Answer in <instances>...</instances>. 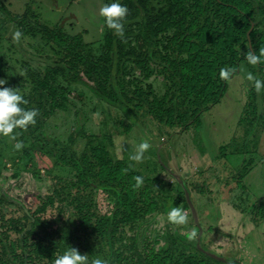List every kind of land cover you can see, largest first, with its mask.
Listing matches in <instances>:
<instances>
[{
    "label": "trees",
    "instance_id": "trees-1",
    "mask_svg": "<svg viewBox=\"0 0 264 264\" xmlns=\"http://www.w3.org/2000/svg\"><path fill=\"white\" fill-rule=\"evenodd\" d=\"M147 1H121L129 8L125 21L138 18L131 22L139 30L136 46L128 48L124 38L105 26L97 54L90 48L95 43H87L80 33L72 35L59 23L50 26L35 14H14L0 1V79L21 91L28 100L24 107L39 110L34 125L18 129L25 144L20 150L23 168L43 173L51 181L50 191L29 198L31 205L23 196H9L10 189L4 191L0 182V264H52L70 246L109 264H240L207 254L199 247L203 237L182 234L180 225L165 224L163 231L148 226L170 207L183 205L192 211L185 186L192 200L195 190L202 193L195 183L174 182L129 167L125 156L118 158L113 152L115 135L106 126L100 137L85 123L77 124L67 142L46 131L50 117L66 112L69 104L77 107L71 93L81 91L96 104H104V112L114 108V121L125 125L126 134L134 121L150 124L154 133L156 124L165 143L170 138L167 131L171 136L175 128L180 134L223 100L237 69L243 64L247 68L245 52L258 54L264 48V0H162L163 5L151 10ZM10 21L22 37L43 38L45 45L58 51L59 59L51 63L46 62L48 56L39 55L38 61L34 58L38 64L15 59L20 68L9 66L7 60L15 56L3 37ZM128 60L143 75L142 81L162 77L165 93L157 94L152 84L145 88L127 78ZM258 65L254 75L264 79V61ZM228 66L236 71L225 81L218 72ZM251 89L241 120L253 116L250 120L255 124L264 117V105ZM260 101L264 104V91ZM137 175L144 177L138 188ZM102 193L113 199L110 212L100 207ZM257 206L255 222L264 217V203ZM200 221L194 223L199 232Z\"/></svg>",
    "mask_w": 264,
    "mask_h": 264
},
{
    "label": "rangeland",
    "instance_id": "rangeland-1",
    "mask_svg": "<svg viewBox=\"0 0 264 264\" xmlns=\"http://www.w3.org/2000/svg\"><path fill=\"white\" fill-rule=\"evenodd\" d=\"M0 1L14 14L21 15L26 12L31 15L35 14L50 26H56L59 23L72 35L80 33L87 43H95L90 45V48L94 50L93 53L99 52V44L104 40L105 34V25L103 18L99 16V8L109 0ZM146 3H149L151 10L154 6L158 8L165 2L148 0ZM137 19L132 18L128 22H124L125 32L122 38L127 42L128 48L137 44L139 30L137 24L131 23ZM15 27V22L10 21L5 27L6 33L3 37V39L9 40L15 56V58L7 60L9 66L20 68L18 63H14L15 59L16 61L27 60L38 64L36 61H38L39 55L48 56L46 62H55L59 59L58 51L52 46L45 45L46 41L40 36L22 37L19 42L15 43L12 39V33L17 30ZM5 45L7 47V42ZM139 45L143 46V43L140 41ZM102 46L103 44L100 45V47ZM124 48L127 47L124 46ZM13 53L11 52V55ZM35 57H37L36 61H34ZM126 64L130 70L127 78L134 79L135 83L141 84L145 88L152 84L157 94L165 93L166 87L163 85L162 77L155 75L149 80L142 81L143 75L134 69L133 63L128 60ZM241 67L244 71H247L248 68L253 72V75L255 69L260 68L259 65L248 64L247 68L244 64ZM239 69L240 67L237 69L238 74L233 82L228 84L223 100L205 111L196 123L193 122L192 126L190 125L180 134L175 131V128L170 130L173 132L171 136H168L169 132L167 131L165 135L170 138L165 143L158 135L159 125L156 124L153 125L157 130L154 133L150 124L143 125L139 121H134L133 129L126 134L125 125L121 121L115 122L116 111L114 108H107L104 112V104H96L98 101L92 100L81 91L71 93L72 100L78 104L77 107L69 104V109L66 112L50 117L45 124L46 131L53 137L67 142L72 129L80 124L85 123L90 126L91 131L100 137L106 126L115 135L112 150L116 157L125 156L127 162L134 165L133 168L143 174L150 176L161 174L162 177L170 181L180 183H184L186 180L191 185L195 183L197 189L202 190L201 194L198 193V190L192 193V202L198 218L202 220L199 226L201 232L194 224L196 221L192 211L181 205L180 207L184 209L188 217L187 222L180 225L182 234L193 237L198 233L197 238L201 240V236L203 237V242L200 241L199 247L214 258L223 260L229 258V260H236L240 264H264V217L259 220L261 229L256 227L255 223L257 222L254 221L259 215L257 214V204H260L259 201L255 202L254 198L255 200L259 197L264 199V125L262 124L264 117H259L255 124L250 120L254 119L252 115L249 119L244 115L245 120H241L248 92L252 91V83L243 78V72L239 73ZM261 69H258L257 72L259 76L262 73ZM9 79L11 82V76ZM15 80L17 82L18 79ZM19 84L18 81L17 85ZM6 86L11 87V83ZM263 91L264 89H261L259 92V102L262 106L264 104L260 99ZM247 109L250 110V107ZM262 112L261 110L260 113ZM122 118L126 120L127 116L123 115ZM128 119H131V116ZM148 119L150 120L149 117ZM15 131L20 133L19 130ZM247 132L248 135H246ZM16 140L22 141L21 134L16 137ZM141 140H147L151 145L145 153L146 158L140 163L129 161V155L134 153L136 145ZM14 143L15 140L0 137L1 186L3 185L4 191L10 189L9 196H13L12 194L23 196L25 202L31 205L29 198L36 192L50 191L51 181L43 173L36 174L23 168L25 164L21 157V151L13 149ZM201 153L206 154V158L203 156V159L208 160L200 161ZM211 155H218L219 158L216 161H211ZM158 158L162 163L158 161ZM250 161L253 162L252 165H250ZM158 162L162 165H159ZM99 199L101 209L110 212L113 206L112 197L102 193ZM245 203L246 206L243 208L235 207L236 204L244 205ZM233 208L235 209L233 210ZM153 222V219L150 220L148 226L157 227L162 231L165 224L171 225L172 228L177 226L168 223L166 215L157 216V221Z\"/></svg>",
    "mask_w": 264,
    "mask_h": 264
},
{
    "label": "clouds",
    "instance_id": "clouds-1",
    "mask_svg": "<svg viewBox=\"0 0 264 264\" xmlns=\"http://www.w3.org/2000/svg\"><path fill=\"white\" fill-rule=\"evenodd\" d=\"M128 11L127 5L121 3V0H109L99 8V16L103 18L104 25L108 29L112 30L118 37H123L124 22ZM22 36L23 33L19 29L12 33V39L15 42H19ZM244 60L248 65H258L264 61V48H260L258 54L251 50L245 52ZM235 71L231 66L221 67L218 76L220 79L228 81L233 77ZM239 71L243 72L244 79L252 83L256 92L259 93L261 89H264V79L253 75L251 71H244L242 67ZM4 85L5 80L0 79V137L15 140L12 147L14 150L20 151L25 147V144L23 141L16 140L20 133L15 130L27 129L29 125H34L39 110L34 107H24L28 104V100L21 91L18 88ZM150 146L147 140H141L136 145L134 153L129 155V161L142 162L146 158L145 153ZM133 166L132 164L129 165V167ZM134 179L135 187L138 188L143 184V176L137 175ZM187 218V213L180 206L170 207L166 212L167 222L172 225H183L187 222ZM52 264H109V261L100 257L90 258L88 254H81L76 248L70 246L57 254L52 260Z\"/></svg>",
    "mask_w": 264,
    "mask_h": 264
},
{
    "label": "crops",
    "instance_id": "crops-1",
    "mask_svg": "<svg viewBox=\"0 0 264 264\" xmlns=\"http://www.w3.org/2000/svg\"><path fill=\"white\" fill-rule=\"evenodd\" d=\"M205 155H206V154L201 153L200 161H202L203 156H204V158H206ZM215 156H216V155H213V156L211 155V161H213V160L216 161V160H217V157H215ZM203 160H205V159H203ZM206 160H208V159H206ZM206 160H205V161H206ZM197 161H199V160L197 159ZM200 161H199V162H200ZM211 163H212V162H211ZM245 187H246V185L244 186V188H245ZM231 191L233 192V190H231ZM244 191H245V190H244ZM224 192H225V191H224ZM226 198H227V197H226ZM253 198H254V197H253ZM254 201H255V202H256V201H259V203H261V202L264 203V199H262V197H259L258 199L256 198V200H255V198H254ZM252 202H253V201H252ZM234 209H235V208H233V210H234ZM257 224H258V225H257ZM255 225H256V227H259V221H258L257 223H255ZM259 228H260V227H259ZM260 229H261V228H260Z\"/></svg>",
    "mask_w": 264,
    "mask_h": 264
},
{
    "label": "water",
    "instance_id": "water-1",
    "mask_svg": "<svg viewBox=\"0 0 264 264\" xmlns=\"http://www.w3.org/2000/svg\"><path fill=\"white\" fill-rule=\"evenodd\" d=\"M185 190H186V194H187V197H188V200H189L190 207H191V209L193 211V217H194L196 223H199V218H198V215H197V211H196L195 206H194V204H193V202L191 200L190 192H189L187 186H185Z\"/></svg>",
    "mask_w": 264,
    "mask_h": 264
}]
</instances>
